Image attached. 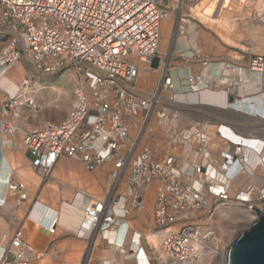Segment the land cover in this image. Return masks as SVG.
<instances>
[{
  "label": "built area",
  "instance_id": "2783aa9c",
  "mask_svg": "<svg viewBox=\"0 0 264 264\" xmlns=\"http://www.w3.org/2000/svg\"><path fill=\"white\" fill-rule=\"evenodd\" d=\"M184 2L180 6L179 0H0V31L10 38L0 53V77L25 60L41 74L66 69L76 73L68 115L59 123L32 129L22 126V110L38 112L43 107L30 93L37 82L31 73L25 74L20 93L0 104V136L24 128L31 165L47 184L64 158L80 161L91 174L108 167L109 187L86 210L82 224L86 231L103 234L129 221L142 208L146 192L159 187L153 225L161 245L147 254L150 264H204L218 258L217 243L212 242L221 215L216 204L229 200L227 190L194 187L179 171L181 158L173 152L161 154L144 140L153 119L176 121L182 115L174 73L184 66L205 68L219 62L218 56L201 49L188 56L162 52V24L171 13L181 11ZM260 19L264 21V14ZM141 64L160 72L152 90L140 87ZM247 68L261 75L264 84V55H253ZM224 157L222 169L232 181V164L222 153ZM206 169L201 165L195 172L205 176ZM9 190L18 203L30 201L21 182L11 181ZM119 203L122 215L116 212ZM44 207L38 198L29 203L1 264H33L42 257L26 240L23 224ZM56 230L54 223L49 232ZM135 234L128 228L121 243L108 244L126 256L133 244L140 246ZM94 250L95 243L82 264L91 263Z\"/></svg>",
  "mask_w": 264,
  "mask_h": 264
},
{
  "label": "crops",
  "instance_id": "0c3cea01",
  "mask_svg": "<svg viewBox=\"0 0 264 264\" xmlns=\"http://www.w3.org/2000/svg\"><path fill=\"white\" fill-rule=\"evenodd\" d=\"M172 22L173 20L170 24H167L168 28L170 26V30ZM244 23L250 26L248 36L254 42L255 52L263 55L260 52L261 50L257 48L258 43L264 42V34L261 32L264 25L261 23L240 21L235 25L236 28L233 30L236 36L232 38L228 35L230 39L227 40L226 38L228 37L224 33L223 36L219 35L220 39L228 45L232 46L233 42V45H237L235 38H242L243 35L238 30ZM202 25L206 26L204 23ZM165 26L163 23V30ZM215 26H210L208 30L213 31L216 35L218 30L225 32L224 29L221 30L219 27L216 29ZM257 33L259 36H257ZM177 46H179V48L177 47V52L185 56L190 55L194 50L193 48H183L182 43H178ZM232 54L230 52L227 56H218L219 62L205 68L184 66L176 71L174 73V91L178 97L177 101L180 106L179 109L182 111V119L179 123L174 122L173 125V122L168 121L163 123L152 121L150 136H147V132L145 139L156 138L161 141L160 131L163 130L162 133H164L165 130L170 133L172 126L178 128L180 124L185 128V139H198V137L196 138L197 134H199V139L202 136L220 138L217 135L220 134L219 129L221 127H230L240 135L251 137L253 129L249 127L254 126L246 125L245 121L249 119L256 120L258 115L259 118L264 119V98L259 95V88H262L264 91V84L262 83L261 75L253 73L247 68V64L253 56L250 51L234 52V55ZM44 76L42 78V83L45 86L43 90L58 89L60 93L63 91L70 94L73 93L76 82L74 79L68 77L66 73L59 72L45 74ZM46 96L49 99H54V96L49 94V92ZM52 99L46 103L48 107L58 105V101L52 102ZM64 111L54 114L49 113L44 115L40 120H34L33 128H38L49 123V119H52L54 123L61 122ZM245 125L246 127H244ZM24 128L22 127V129ZM22 129L11 137H0V261L17 228L22 225L21 220L26 217L29 206L28 203L18 206L16 198L12 197L8 191V183L11 180H17L23 181L29 186L31 198L38 196L48 207L47 215L40 223L28 219L23 224L25 238L35 248L47 254L41 264H50V256L60 257L63 260L74 258L71 264H79V255L83 254L80 263L82 264L86 250L93 243H95V250L90 264H137L136 254L135 258L129 253L124 256L113 245L108 244L109 240L115 239L116 227L103 234L82 229L81 224L85 211L88 209L93 198H99L89 193L88 189L95 191L98 189L97 186L94 187V181L102 187L103 175L97 174L100 169L96 173L91 174L85 170L80 161L64 158L54 170V181L52 184L46 185L47 183L43 182L38 173H35L32 168L31 159L24 148V133ZM176 130L174 131L175 134L178 133ZM21 135L23 139H21ZM181 139L183 138L181 137ZM153 140L150 139L151 142ZM149 144L152 147L158 148V152L165 150L162 142ZM168 146H172V144H168ZM168 150L171 151L170 147H168ZM176 156L179 157L181 155L178 154ZM189 157L190 154L188 156L182 153V156L179 158H183L182 163L190 166ZM155 190L148 191L146 196L151 193L155 197ZM153 203L154 201L150 203L146 202L147 211L144 210L140 214L137 211L138 220H136L139 229L133 224L134 220H129L138 233H143L151 244L157 246L159 242L157 244L150 238V233L153 232L144 233L142 231L143 226H139L143 224L142 222H151ZM116 212L120 215L123 213L121 209L119 210V207ZM54 223H57V230L55 234H51L49 229ZM127 229L126 227V230L122 232V227H120L118 232L119 243L123 241ZM153 235L159 241L154 233ZM144 240L146 239L143 238L142 242ZM143 251L146 254L151 252L144 244ZM143 262L145 263L144 260ZM64 264L68 263L64 262Z\"/></svg>",
  "mask_w": 264,
  "mask_h": 264
},
{
  "label": "rangeland",
  "instance_id": "374dc122",
  "mask_svg": "<svg viewBox=\"0 0 264 264\" xmlns=\"http://www.w3.org/2000/svg\"><path fill=\"white\" fill-rule=\"evenodd\" d=\"M204 1H206V0H185L183 9L180 12H176L175 14H173V18H172L173 22H172V27L170 30V38L167 41L164 38L162 41V52L163 53H165V52L168 53V52H170V50H174L177 52V47L179 48V46H177L178 43H182V47L185 49H188V48H191V49L193 48L194 50L202 49V50L209 52L215 56H221V57L227 56L228 54H230V52L233 53L232 55H234V52H243V51H250L253 55H260V54L255 52L254 42L251 40L250 36H248V33H249L248 30L250 29V26L248 24L244 23L240 26V29L238 31L243 36L241 39L235 38V42L237 45H232V46L224 43L220 39V36H222V34H223L222 33L220 35V33H221L220 30L217 31V35H216L213 31L208 30L210 26H208V25L203 26L202 25L203 21L194 17L195 16L194 11ZM219 1L220 2L218 3V8L216 11L217 16L221 13V11L223 10V7L225 6V5H223L224 0H219ZM262 1H264V0H262ZM260 2H261V0L260 1L247 0V2L243 3L242 0H235L233 2L235 4L234 6L236 8H241V13H239V11L232 12L231 16L238 22H240V21H242V22L251 21V22H254V23L256 22L257 24H260L261 23L260 18L264 14L261 12V7L263 5H261ZM227 11L228 10H225V12H226L225 14L228 13ZM178 17L181 18L180 19L181 22H180V25L177 27L176 23H177ZM263 23H264V21H263ZM263 23H261V24H263ZM204 24H206V23H204ZM218 27H219V24H216L215 28L217 29ZM162 30H163V24H162ZM261 32H262V34H264V28L261 29ZM225 36L226 37L228 36V33L226 31H225ZM257 36H259L258 33H257ZM257 36H256V38H257ZM9 42H10L9 35H7V34L5 35V33H2L0 31V53L9 45ZM259 50H261V49H259ZM261 53L264 54V52H261ZM24 64H25L26 72L29 74L31 73L33 78H34V81L37 82L36 87L35 88L33 87L31 89V91H34L37 93L36 97H37L38 101L40 102V104L43 106V108L38 113L36 111H33L30 108H27V107L23 108L22 115L20 118L21 122H22V126L25 128L32 129L34 127V124H33L34 120H36V119L40 120L44 115H47L49 113L50 114L61 113L64 110H66L63 113L64 114L63 118H62V120H63L71 110V106H72L73 100H74V91L72 94L67 93L66 91H63L60 94V90H58V89H48V90L45 89V90H43L45 86L42 83V78L45 77L44 76L45 74H41V73L36 72L34 70L33 66L26 60H25ZM26 72H25V74H27ZM61 73H66L68 75V77L74 79V81L76 82V73L73 70L66 69V70L61 71ZM151 73L155 74L153 76L152 80H150V81L146 80L145 85H141L142 88H144L146 91L152 90L154 88V86L156 85V82L158 79V73L157 72L156 73L151 72ZM18 77L21 79L20 75H18ZM55 82H57V81H55ZM7 86L10 87L11 90L4 92V88H6ZM17 88H18L17 82H15L13 84H9V83L7 84V82L4 83V81H1L0 82V104H2L5 101V99L8 98L9 95L10 96L16 95V93L18 91ZM48 92H49V94H52L54 96L53 97L54 99L50 98L53 100V101L52 100L51 101L52 102L58 101V105H53L51 107H48L46 105V103L50 100L49 97L46 96V94H48ZM259 92H260L259 95H261L264 98V91L262 88H259ZM60 96H61V98H60ZM181 119H182V117H181ZM181 119H180V121H181ZM48 122H53V120L49 119ZM245 124L248 126H254L251 128H253V130L256 129V132L258 131L257 134L261 135L260 140H262L264 142V119L259 118V115H258L256 120H254V119L246 120ZM172 125H173V123H172ZM171 129H172L174 136L176 137V141L174 138L172 139V138L167 137L168 134H170V133H168V131L167 132L164 131V133H162V131H163L162 130L159 132L160 137H162L161 141H160V139L150 138V139H154V140L151 142L150 139H148V140L146 139L147 142H145V143H147V144L157 143V142L163 143L162 139H166V141L167 140L169 141L168 142L169 145L172 144L173 149L171 150V152H173V153L175 152L174 154H176V155L180 154L181 156H182V153H184L185 155H188V156H189V154H191L189 157L190 159L188 158L189 163H190L189 165L191 167L188 166L187 164L181 163L180 168H179L180 173L182 174V176L185 177V179L188 182H191L193 184H195L194 183L195 180H196V185H201V183H204L207 185L211 184V182H208L205 178L202 177V175L198 174V172H195L196 171L195 168L200 167V165H207V162H209L210 160H212V163H215V162H213V158L216 161V165H220V163L222 162L221 154L225 153L228 155L229 154L228 151L232 150V148H231L232 146L224 145L221 141H219L220 146L218 148L219 149L218 153H216V152L214 153L213 152L214 150L211 148L212 146H214V144H211V142L209 143L208 146L206 144H204V148L206 149V150L204 149V152H206V153L208 152V153L205 154L204 157H201V158L197 159V161H196L193 157L194 149H195L194 147L197 148L195 150L196 154H199V152H198V148L200 147V142L198 141L199 139H188V141H190V142L185 143V142L181 141V139H180L181 136H184V134H182V133L186 132L183 125L180 124V127L176 128L177 129L176 132H178L177 134L174 133L175 127L172 126L170 128V130ZM198 135L199 134H197L196 138L197 137L199 138ZM21 139H23L22 135H21ZM201 139H202V137H201ZM208 139H210V138H208ZM149 145H151V144H149ZM156 149H158V148H156ZM180 149H182V150H180ZM159 153L162 154V153H166V152L165 151H163V152L159 151ZM181 162H183V161H181ZM195 162H198V163H195ZM258 167L253 165L251 162L245 163L244 175L240 178V181L238 183H233V185H232V183H229L230 181H224L222 179L220 181V183L225 184L227 188H231V190L234 192L231 196L232 197L231 201L236 206L233 208L228 207V209H225V210H222V209L218 210L219 212H221V215L219 217H217V220H216L217 229H218L217 238L218 237L220 238V241L218 242V244H219V247L221 249H223L224 246L229 247L241 234H243L244 232H246L250 228V226L253 222L251 223V215L249 213V207L253 206V205L257 206L260 202H264V171H262L264 166L263 165L261 166L260 172L258 171L259 170ZM107 168L108 167H106L105 169L104 168L100 169L97 173V174L103 175L102 187L97 185L96 181H94V187L97 186L98 189L96 191L92 190V189H88V192L91 193L93 196L95 195L99 198L104 197L105 190L107 191V189L109 187V182H108V178H107L108 174H107V172H105L107 170ZM197 176H198V178H203V180L197 181V179H198ZM66 182H69V181H66ZM156 187L157 186H155L154 188H156ZM248 190H249V192L246 193ZM244 192L250 196L247 201L241 200L242 193H244ZM155 200H156V193H155L154 203L152 205V212H153ZM137 216L138 215L135 213L133 215V217L130 219L135 221V222H133V224L136 225V227L138 228ZM153 216H154V213H152V226L154 229V225H153L154 217ZM142 223H143L142 225H139V226H143L142 231L144 233L149 232L150 231V226H149L150 223H147V222H142ZM143 244L149 250L154 248V246L153 245L151 246V244H149L146 240L143 241ZM82 255H79V258H80L79 264L81 263ZM50 260H51L50 264H64V262L71 264L74 261V258H70L68 260H63L60 257L57 258L56 256H50ZM70 260H71V262H70ZM41 263H43V262L37 261L34 264H41ZM204 264H222V258H221V256H219L218 258H216L210 262H206Z\"/></svg>",
  "mask_w": 264,
  "mask_h": 264
},
{
  "label": "bare ground",
  "instance_id": "6f19581e",
  "mask_svg": "<svg viewBox=\"0 0 264 264\" xmlns=\"http://www.w3.org/2000/svg\"><path fill=\"white\" fill-rule=\"evenodd\" d=\"M235 0H224L223 1V5H225L224 7H223V10L221 11V13L217 16L216 15V11H217V8H218V3L220 2L219 0H206V1H204L200 6H198L196 9H195V13H194V17H196V18H198L199 20H201V21H203V23H206L205 25H210L211 27L212 26H214V25H216V24H219V27L223 30H225L227 33H228V35L229 36H231L232 38L234 37V36H236V33L235 32H232L236 27H235V25L238 23V21H236L232 16H231V14H232V12H236V11H239V13H241V8H236L234 5V2ZM257 1H260V0H257ZM242 2L243 3H245V2H247V0H242ZM179 3H180V6L182 5V0H179ZM260 4L261 5H263L262 7H261V12L262 13H264V1H262L261 0V2H260ZM242 7V6H241ZM225 10H228L227 12V14H225L226 12H225ZM193 12V11H192ZM173 18V14L171 13L170 14V16L168 17V19H166L163 23H164V25H166L165 27H164V30H162V32H163V39L165 38L166 39V41L170 38V26H169V28H168V26H167V24L169 23L170 24V22L173 20L172 19ZM261 21V23H263V21L262 20H260ZM264 24V23H263ZM224 34L225 32H221L220 33V35L221 34ZM223 34H222V36H223ZM228 37V36H227ZM163 39H162V41H163ZM227 40H229L230 39V37H228V38H226ZM225 41V40H224ZM227 42V41H226ZM232 42V41H231ZM234 43V42H233ZM233 43H232V45H233ZM230 45V44H229ZM258 49H261L262 51L261 52H264V42L263 43H258ZM202 50V49H201ZM204 51V50H203ZM205 52V51H204ZM264 55V54H263ZM259 56H262V55H259ZM25 72H26V68H25V64L24 63H19V64H17V65H15V66H13V68L12 69H10V70H8L2 77H0V82L1 81H4V83H6L7 82V84L9 83V84H13V83H15V82H17L18 83V88H17V95L20 93V89H21V86H20V82H21V79L18 77V75H20V77L22 78V76L23 75H25ZM157 73H158V79H157V82L159 81V78H160V72L157 70L156 71ZM155 72V73H156ZM27 73V72H26ZM155 74L154 73H151L150 72V70L149 69H147L146 68V66H144V65H140V78H139V84H140V87L142 88V86L141 85H145V81L147 80V81H150V80H152V78H153V76H154ZM157 82H156V84H157ZM148 84V83H147ZM156 86V85H155ZM142 89H144V88H142ZM11 89H10V87H6V88H4V92H6V91H10ZM20 90V91H19ZM30 90V89H29ZM145 90V89H144ZM146 91V90H145ZM12 93V92H11ZM30 93L32 94V96H34L35 98H37L36 97V92H34V91H31L30 90ZM61 94V93H60ZM15 96V95H14ZM62 96V95H61ZM74 102V101H73ZM41 105V104H40ZM42 106V105H41ZM43 107V106H42ZM39 112V111H38ZM181 117H182V115L180 114L179 116H178V118H176V119H178V120H176V121H172V120H170V121H168V120H166V121H168V122H173V124H174V122H177V123H179V121H180V119H181ZM153 122L154 121H156L157 123L159 122H166V121H162V120H159V119H153L152 120ZM151 126H152V123H151ZM244 127H246V125L244 126ZM250 129H253V128H251V127H249ZM20 129H22V127L20 126V127H18V128H15V131H14V133L12 134V135H14V134H16ZM173 129V128H172ZM172 129H171V131H170V134L167 136L168 138H170V136H172L174 139L176 138L175 136H174V134H173V132H172ZM176 129V128H175ZM247 129V128H246ZM23 130V133L25 132V130L24 129H22ZM217 130H218V128H217ZM165 131V130H164ZM22 132V131H21ZM150 130L148 131V134H147V136H150ZM219 135H217V136H220V138L218 137V138H211L210 137V139H208L206 136H203L202 137V139H204V140H202L201 138L198 140L199 142H200V147H201V150H200V147L198 148V152H199V154H196V152H195V150L197 149L196 147H194L195 149H194V155H193V157H194V159L197 161V159H199V158H201V157H204L205 156V154H207L206 152H204V144H206L207 146L209 145V143L211 142V144H214V146H212L211 148L214 150L213 152L215 153H218V148H219V146H220V143H219V141H221L224 145H228V146H232L231 148H232V150L231 151H228L229 152V154L227 155V154H225V156H227L228 158H229V160H230V162H231V164H232V167L230 168V171H231V173H230V176L232 177V181H230L229 183H232V185H233V183H238L239 181H240V178L244 175V172H245V163H248V162H251L253 165H255L256 167H258L259 168V172L261 171V166L263 165L264 166V142L262 141V140H260V138H261V135H258V134H256V133H258V131L256 132V131H252L251 132V137H246V136H244V135H240V134H238V133H236L233 129H231L230 127H221L220 129H219ZM177 134V133H176ZM182 134H185V132H183ZM216 134V133H215ZM11 135V136H12ZM203 135V134H202ZM11 136H6V137H11ZM146 136V135H145ZM263 136V135H262ZM0 137H3V136H0ZM5 137V136H4ZM181 137L183 138V139H181ZM180 137V139H181V141H183V142H190V141H188V139H185V136H181ZM146 138V137H145ZM220 139V140H219ZM145 140V142H147L146 141V139H144ZM148 140V139H147ZM175 141H176V139H175ZM23 142H24V140H23ZM167 142V143H166ZM168 140L166 141V139L165 140H163V144H164V147H165V152L166 153H169V152H171V151H169L168 150V147H170V150H172L173 149V147L172 146H168ZM24 144V143H23ZM160 144V143H159ZM24 148H25V150L27 151V149H26V147H25V145H24ZM155 148V147H154ZM156 149V148H155ZM179 149V148H178ZM157 150V149H156ZM167 150H168V152H167ZM180 150H182V149H180ZM206 150V149H205ZM162 151V150H161ZM174 151V150H173ZM178 151V150H177ZM182 152V151H181ZM187 152V151H186ZM27 153H28V151H27ZM175 153V152H174ZM180 153V152H179ZM250 154V155H249ZM191 155V154H190ZM216 155V154H215ZM179 157H181V156H179ZM186 157V156H185ZM221 157H222V154H221ZM227 160V158L226 157H224V158H222V162L220 163V165H216V161L214 160V158H213V162H215V163H212V160H210L209 162H207V165H203L204 167H206L207 169L206 170H208V174H206L205 176L203 175V174H200V175H202V177L203 178H205L208 182H211V184H209V185H207V184H204V183H201V185H196V180H195V184H193V183H191L194 187H196V188H198V189H200L201 190V188H203V186H207V190L209 191V189H213V190H215L216 192H219V191H225V190H227L228 191V195H229V200L227 201V202H218V204H216V209H217V211L219 210V209H222V210H225V209H228V207H236L235 205H234V203L231 201L232 200V194L234 193L232 190H231V188H227L226 187V185L225 184H222V183H220V181H221V179L222 180H224V181H228V179L226 178V176H225V173L226 172H224L223 171V169H222V165L223 164H225V161ZM237 160V161H236ZM195 163H198V162H195ZM200 164V163H199ZM198 164V165H199ZM201 166V165H200ZM188 167V166H187ZM33 168V167H32ZM101 169V168H100ZM34 170V169H33ZM35 171V170H34ZM262 171H264V168L262 169ZM35 173H37V171H35ZM199 174V173H198ZM38 175H39V177L41 178V180L43 181V179H42V175L40 174V173H38ZM197 178H198V176H197ZM203 178H198L197 179V181H199V180H203ZM11 181H15V182H21L22 184H24L25 186H26V188L28 189V193H29V202H27L28 204L29 203H31V201L32 200H34L35 198H38L39 199V197L38 196H36V197H34V198H31V196H30V190H29V186L25 183V182H23V181H17V180H11ZM11 181L8 183V191H9V193H10V195L12 196V197H14L13 196V194L11 193V191L9 190V185H10V183H11ZM54 181V178H53V175H52V180L48 183V184H46V185H50V184H52V182ZM231 185V186H232ZM154 189H156L155 190V193H156V196H157V190L159 189V187H156V188H154ZM150 190H153V189H150ZM150 190H148V191H150ZM249 192V190L246 192V193H248ZM154 193V192H153ZM245 192L244 193H242V196H241V200L242 201H247L248 199H249V195L248 194H246ZM146 194H147V192H146ZM146 194L144 195V203L142 204V208L140 209V211L138 212L139 214L140 213H143L144 212V210H146L147 211V204H146V202L148 203H150V202H153L154 201V199H155V197L153 196V194H149L148 196H146ZM250 194V193H249ZM145 196H146V201H145ZM15 198V197H14ZM94 199H97V198H94ZM157 199V198H156ZM17 200V199H16ZM39 201H40V203L41 204H43V205H45L46 206V208L44 207V208H40L39 210L42 212H40V213H33L31 216H30V219L29 220H33V221H37V222H41L45 217H46V215H47V212H48V207H47V205L44 203V202H42L40 199H39ZM18 202V201H17ZM18 204V206H21V205H23L24 203H17ZM155 204H156V200H155ZM155 204H154V208H155ZM117 207H119V210L121 209V211H122V204L121 203H119L118 204V206ZM154 208H153V213H154ZM264 208V202H260L257 206H250L249 207V213H250V215H251V223L252 222H254L255 221V219L257 218V215H258V212L259 211H261L262 209ZM146 213V212H145ZM252 213V214H251ZM196 215H197V212H196ZM85 216H86V211H85V215H84V219H85ZM154 217V216H153ZM84 219H83V222H84ZM83 222H82V224H83ZM125 223V224H124ZM127 223V224H126ZM56 224V227H57V223H55ZM81 224V225H82ZM124 224V225H123ZM123 224L122 223H120V224H118L117 226H116V230H117V232H116V235H115V239L113 240L114 241V244H116V243H119L118 242V232H119V230H120V227H122V232H124L125 230H126V227L127 228H130V230L131 231H134V233H136L135 234V237H137V239H138V242L140 241V246H138V245H136V244H133V250H132V253L130 254V255H132V256H134V258H135V254H136V259H137V264H150L149 263V259H148V257H147V254L146 253H144V251H143V242L141 241V238H145L146 239V241L149 243V244H151L149 241H148V238L147 237H145L144 235H143V233H138L137 232V230L135 229V227H133L132 225H131V222H130V220L129 221H127V222H123ZM123 225V226H122ZM150 231H152L157 237H158V239H159V241H157V239H155V236L153 235V233H150V238L155 242V243H157L158 244V242H159V245H157V246H155V245H153V244H151V245H153L154 247H156V248H158L159 249V247H160V245H161V238H160V236H159V234L158 233H156L155 231H154V229H153V226H152V219H151V222H150ZM52 227V226H51ZM50 227V228H51ZM215 232H216V234L218 235V229H217V227L215 228ZM124 238H125V236H124ZM27 240V239H26ZM135 240H136V238H135ZM218 240V241H217ZM28 241V240H27ZM220 241V238L218 237H216V238H214V241H212V242H214V243H217L216 245H217V247H218V250H219V252H220V256H221V258H222V264H225V255H226V249H228V246H224V248L223 249H221L220 247H219V244H218V242ZM29 242V241H28ZM30 243V242H29ZM31 244V243H30ZM9 245V244H8ZM212 246V245H211ZM31 247H33V248H35L32 244H31ZM7 248V247H6ZM36 250L37 251H39L40 253H41V255H42V257L38 260V262H41V261H43L44 259H45V257H46V253L45 252H41L40 250H38L37 248H36ZM131 251V250H130ZM217 253V250L215 251V254ZM5 254H6V249H5V251H4V255H3V257H2V259H1V261H0V264H1V262L3 261V259L5 258ZM212 259V258H211ZM143 260L145 261V263L143 262ZM207 262H210V261H207ZM206 263V262H205ZM34 264V263H33ZM136 264V263H135Z\"/></svg>",
  "mask_w": 264,
  "mask_h": 264
},
{
  "label": "water",
  "instance_id": "95a60500",
  "mask_svg": "<svg viewBox=\"0 0 264 264\" xmlns=\"http://www.w3.org/2000/svg\"><path fill=\"white\" fill-rule=\"evenodd\" d=\"M225 264H264V208L227 249Z\"/></svg>",
  "mask_w": 264,
  "mask_h": 264
}]
</instances>
